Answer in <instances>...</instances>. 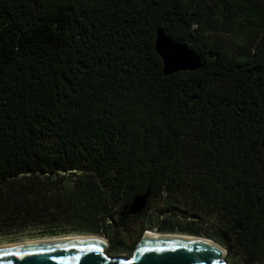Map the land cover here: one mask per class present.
<instances>
[{"label":"trees","instance_id":"trees-1","mask_svg":"<svg viewBox=\"0 0 264 264\" xmlns=\"http://www.w3.org/2000/svg\"><path fill=\"white\" fill-rule=\"evenodd\" d=\"M159 30L201 66L166 75ZM138 219L264 264V0H0V236L117 255Z\"/></svg>","mask_w":264,"mask_h":264},{"label":"water","instance_id":"water-1","mask_svg":"<svg viewBox=\"0 0 264 264\" xmlns=\"http://www.w3.org/2000/svg\"><path fill=\"white\" fill-rule=\"evenodd\" d=\"M155 48L164 63V73L195 70L201 66L198 55L188 45L163 31L157 32ZM149 194L137 196L130 212H140ZM206 237L146 236L144 233L132 255H109L102 237L56 239L41 242L0 245V264H229L223 259L227 249Z\"/></svg>","mask_w":264,"mask_h":264},{"label":"rangeland","instance_id":"rangeland-1","mask_svg":"<svg viewBox=\"0 0 264 264\" xmlns=\"http://www.w3.org/2000/svg\"><path fill=\"white\" fill-rule=\"evenodd\" d=\"M213 14L211 23L214 26V31H219L222 32L226 40L229 42L230 46L234 45V41L231 38V34L225 31V27L228 25L225 22V17L223 10L220 8H216L215 5H212L211 7ZM211 12V11H210ZM209 12V13H210ZM143 220L138 219L134 222H131L128 224V226L123 227V226H118L116 227V232L110 231V235L116 236L118 235L119 238L121 239L122 243L118 245V250H117V255H125V256H131L133 253V250L140 240L141 237L137 236V231L141 230L143 227ZM146 230H154L158 231L159 230L151 227H146L143 229V232L141 233L142 235L146 232ZM162 233H179V234H186V233H180V232H162ZM76 234H83V235H98L102 238H104L106 241H108L110 238H108L107 235L104 234H99V233H87V232H70V233H60L56 235H44L41 234V229H35V228H27L21 232H14L12 234H9L7 236H0V245L1 244H8V243H13V242H21V241H27V240H34V239H40V238H50V237H58V236H64V235H76ZM141 235V236H142ZM191 235V234H188ZM198 236V235H194ZM201 237H206V236H201ZM209 238V237H206ZM212 240H215L213 238H209ZM216 241V240H215ZM218 242V241H217ZM136 243V244H135ZM106 254H109L107 251V247L104 249ZM110 255V254H109ZM224 261L229 264H243L238 258H236L234 255H228V251L225 253L223 257Z\"/></svg>","mask_w":264,"mask_h":264},{"label":"bare ground","instance_id":"bare-ground-1","mask_svg":"<svg viewBox=\"0 0 264 264\" xmlns=\"http://www.w3.org/2000/svg\"><path fill=\"white\" fill-rule=\"evenodd\" d=\"M145 234L146 236H151V237L153 236H181V237H188V238H198V236H194V235L179 234V233H162V232H158L154 230H146ZM92 236L97 237L98 235H83V234L64 235V236H58V237H50V238L48 237V238H40V239L27 240V241H21V242H13V243H8V244H22V243L41 242V241H47V240L84 238V237H92Z\"/></svg>","mask_w":264,"mask_h":264},{"label":"flooded vegetation","instance_id":"flooded-vegetation-1","mask_svg":"<svg viewBox=\"0 0 264 264\" xmlns=\"http://www.w3.org/2000/svg\"><path fill=\"white\" fill-rule=\"evenodd\" d=\"M176 72V71H175ZM172 74V73H171ZM111 245V241L109 240V243H108V241H107V250H108V248H109V246Z\"/></svg>","mask_w":264,"mask_h":264}]
</instances>
